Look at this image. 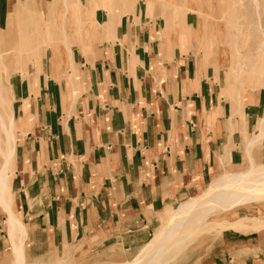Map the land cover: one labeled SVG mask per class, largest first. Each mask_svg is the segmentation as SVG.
Here are the masks:
<instances>
[{
  "label": "crops",
  "instance_id": "crops-1",
  "mask_svg": "<svg viewBox=\"0 0 264 264\" xmlns=\"http://www.w3.org/2000/svg\"><path fill=\"white\" fill-rule=\"evenodd\" d=\"M9 7L0 0L2 29ZM185 47L134 34V56L115 45L92 59L73 58L64 84L44 89L34 110L19 108L13 175L6 174L9 208L22 231L7 233L0 208V264H10L13 243L33 264L81 254L134 257L162 209L217 174L218 160L236 142L223 119L232 107L222 101L215 59ZM255 129L249 126V139L259 136ZM262 132L254 144L261 164ZM260 211H239L242 226L221 231L198 264H264Z\"/></svg>",
  "mask_w": 264,
  "mask_h": 264
},
{
  "label": "rangeland",
  "instance_id": "rangeland-1",
  "mask_svg": "<svg viewBox=\"0 0 264 264\" xmlns=\"http://www.w3.org/2000/svg\"><path fill=\"white\" fill-rule=\"evenodd\" d=\"M134 34L165 45L193 46L192 54L201 53L207 62L209 57L215 59L222 71L218 81L222 101L232 107L223 119L231 122L229 132L236 141L230 145L231 154L218 160L217 174L210 176L211 180L206 177L187 199L173 201L162 209L153 237L182 203L202 195L217 177L247 171L248 159L256 169L264 164L259 162L256 145L246 152V146L256 138H248L249 126L256 132L264 130V111H248L264 109V0H50L43 6L33 1L9 21L6 29L0 28V114L7 116V106L12 108L18 125L24 118L19 108L23 114L34 110L44 89L53 83L64 84L73 58L92 59L104 47L115 45L127 57L134 56ZM5 148L0 129V149ZM14 159L7 170L10 176ZM2 164L0 153V169ZM219 208L195 211L208 215L184 222L182 227L186 229L175 234L181 235L180 248L170 249L163 264L201 263L221 231L242 226L229 223L239 221V211L246 209L248 215L256 217L264 209V200L227 211ZM215 222L221 224L219 228L212 226ZM134 257L109 253L90 258L81 254L47 264H125ZM12 261L13 257L10 264Z\"/></svg>",
  "mask_w": 264,
  "mask_h": 264
},
{
  "label": "bare ground",
  "instance_id": "bare-ground-1",
  "mask_svg": "<svg viewBox=\"0 0 264 264\" xmlns=\"http://www.w3.org/2000/svg\"><path fill=\"white\" fill-rule=\"evenodd\" d=\"M52 1L55 2L56 0ZM32 2V0H10L8 24L9 21L14 17H17L20 12H22L24 9L29 8ZM255 4L258 7L256 1ZM67 52H69V50H67ZM3 71L5 72V70ZM1 103L2 100L0 99V105ZM7 110V116L4 115L2 117V115L0 114V129L5 137L6 145L5 150L0 149V153L3 156V164L0 169V208L6 213L8 217L7 224L9 225L8 227L10 229L7 233H10V235L12 236V232L15 230L17 232H21L22 230L19 229V227L22 226H19L13 212L9 208V192L11 188L8 180L10 176L9 173L6 174V172L9 168L12 159L15 158L14 154L16 150V139L14 135L15 116H13L12 108L7 106ZM258 133L256 135H258ZM261 133L263 132L260 131L259 136H257L253 141L249 142L246 148V152L250 149L251 146L255 144L257 140H259V138L261 139ZM248 160H250V164L249 169L247 171L244 170V172L240 171L225 176L223 174V177L219 176V179H217L218 177L216 178L217 180L214 179L215 181L210 183V185L207 187V189L202 195L182 203L172 213L166 225L162 227L156 234L153 235V237L148 241V243L143 246L139 253L137 252L138 254L131 261L125 264L165 263L164 258H166V254L168 252L171 253L170 249H174L176 251L178 248H180L179 238L181 237V235L175 234L180 230L184 231V228L186 229L187 226L182 227L184 222L186 220L190 221V219H205L208 215V212H198V214H194V212L197 210H202L204 208L215 209L216 207H220L219 209L222 208L224 211H227L243 207L252 202H259L264 200V164L257 166L256 169V167H253L251 159ZM243 222L244 220L229 223L230 226H233L234 224H242ZM220 225L221 224L217 222L212 224V226L215 227H218ZM257 227L260 228L261 226ZM254 229H256V227H254L253 230ZM256 230H258V228ZM10 235L9 237H11ZM171 237H173L172 240ZM9 239L12 240L13 238ZM12 249L13 261L11 264H28L25 262L24 252L20 243H13Z\"/></svg>",
  "mask_w": 264,
  "mask_h": 264
}]
</instances>
